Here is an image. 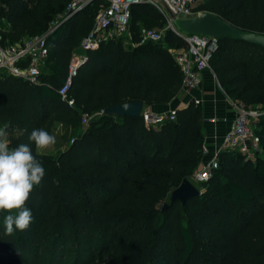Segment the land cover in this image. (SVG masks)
Listing matches in <instances>:
<instances>
[{"label":"trees","instance_id":"1","mask_svg":"<svg viewBox=\"0 0 264 264\" xmlns=\"http://www.w3.org/2000/svg\"><path fill=\"white\" fill-rule=\"evenodd\" d=\"M68 2L0 0V43L41 34ZM99 4L56 21L45 38L37 84L0 70V128L9 132L10 148L28 143L34 129L50 133L55 124L72 134L55 156L33 145L45 177L26 203L32 212L26 231L6 235L9 213L0 212V264H264V48L220 35L208 62L229 99L262 105L254 127L259 150L253 159L220 151L217 167L199 185L202 192L183 205L167 199L161 210L168 193L198 168L200 109L189 102L172 120L165 115L148 125L141 114L103 113L82 129L80 117L120 103L169 102L182 75L166 48L185 42L165 29L159 42L138 44V25L163 29L166 19L148 4H134L128 25L134 44L112 38L88 51L62 100L57 89L71 52ZM194 12L264 34V0H199Z\"/></svg>","mask_w":264,"mask_h":264},{"label":"built area","instance_id":"2","mask_svg":"<svg viewBox=\"0 0 264 264\" xmlns=\"http://www.w3.org/2000/svg\"><path fill=\"white\" fill-rule=\"evenodd\" d=\"M94 0H69L64 10V17L79 11ZM95 17L91 28L80 39L78 50L80 54L73 55L67 66V74L64 83L57 89V93L62 100H65L71 77L76 74L77 68L82 64L87 56L86 53L95 50L101 42H104L116 35H123L128 32L130 19V7L134 4H148L160 14L167 11L178 18H189L199 12H194V7L199 0H99ZM59 16V19L63 16ZM168 15V14H167ZM58 19V20H59ZM166 23L163 29L143 27L138 32V44L146 42H159L162 39L165 29L171 30L185 42V47L181 49H170L175 64L181 72L180 91L188 92L197 87L200 81V73L209 70V59L215 51L217 38L204 34H183L178 32L171 19L165 18ZM55 20L47 30L38 35L28 36L19 42L4 45L0 43V70L13 77H20L23 80L37 84L40 64L46 57L47 51L45 38L56 27ZM195 105L199 100L192 99ZM68 106L73 105L72 100L67 101ZM226 104L232 112V118L227 129L223 132L219 141L209 151L204 143L201 146L200 166L191 175V180L200 185L207 181L214 169L218 165L217 155L220 151H236L245 159H253L255 152L259 150L258 137L254 132L255 123L260 112L254 108H247L240 101L226 98ZM174 110H168L163 114H152L143 111L141 115L144 123L151 124L162 120L166 115L169 120L173 119ZM103 111L93 114H81L80 127L83 129L92 118H95ZM211 123L216 122L215 117L208 119ZM226 122L225 117L221 118ZM209 155L207 160L202 161V157ZM199 191V190H198Z\"/></svg>","mask_w":264,"mask_h":264},{"label":"clouds","instance_id":"3","mask_svg":"<svg viewBox=\"0 0 264 264\" xmlns=\"http://www.w3.org/2000/svg\"><path fill=\"white\" fill-rule=\"evenodd\" d=\"M9 135L6 128H0V212L9 213L3 225L5 234L11 236L16 230L29 228L32 212L26 203L45 177L44 166L34 155L33 145L37 153L46 151L55 145L56 137L44 128L34 129L28 135V143L10 148ZM19 135H24V131Z\"/></svg>","mask_w":264,"mask_h":264},{"label":"crops","instance_id":"4","mask_svg":"<svg viewBox=\"0 0 264 264\" xmlns=\"http://www.w3.org/2000/svg\"><path fill=\"white\" fill-rule=\"evenodd\" d=\"M143 27L144 26H141V25L137 26L136 37L138 36L139 30ZM112 38H121L125 45L132 46L134 44L133 42H131V33H130L129 27H128L127 33H125L123 35H116ZM112 38H110V39H112ZM110 39H108V40H110ZM137 39H138V37H137ZM108 40L101 42V43H105ZM170 49H174V48H171V47L166 48V50L169 54H170V52H169ZM174 50H176V49H174ZM75 54H76V56L78 54H80V52L78 50V45L76 46L75 49L72 50L71 57ZM71 57H70V59H71ZM41 65H42V63L40 64L39 71H40ZM226 98H228V97L220 89L219 84L216 81L212 71L209 69V70H204L200 73V81H199V84L197 85V87L195 89L190 90L188 92L179 91L166 104H153V105H149V106L143 105L142 110L146 111V112H150V113L154 112V113L163 114V113H165L171 109L185 107L189 102L192 101V99L199 100V103L196 106L200 109L201 114H202L201 131L203 134V143L206 146H208L209 151H212L213 146H215L217 144V142L219 141L223 132L227 129L228 123L232 118V112L230 111L228 105L226 104ZM211 117H215L216 122L211 123L210 121H208V119ZM223 117H225L227 119L226 122L221 121V118H223ZM55 125H60V124H55ZM54 126L52 127V130H53ZM76 132H77V130H76ZM50 134H51V132H50ZM39 153L45 154V155H50V154H46L45 152H39ZM208 158H209V155H206L205 157H202V161L207 160ZM199 166H200V162H199L198 168H199Z\"/></svg>","mask_w":264,"mask_h":264},{"label":"water","instance_id":"5","mask_svg":"<svg viewBox=\"0 0 264 264\" xmlns=\"http://www.w3.org/2000/svg\"><path fill=\"white\" fill-rule=\"evenodd\" d=\"M175 29L183 34H204L212 36L230 35L235 39L264 48V34L246 31L236 28L212 13L200 12L189 18H178L167 11ZM142 103L139 101L115 104L103 110L104 114L113 117L139 116L142 111ZM199 194L198 189L187 179L169 193V201H178L181 205L188 198ZM166 203L161 207L164 210Z\"/></svg>","mask_w":264,"mask_h":264},{"label":"rangeland","instance_id":"6","mask_svg":"<svg viewBox=\"0 0 264 264\" xmlns=\"http://www.w3.org/2000/svg\"><path fill=\"white\" fill-rule=\"evenodd\" d=\"M163 13H164L163 16L165 18H168V15L165 13V11H163ZM61 15H63V13H59V14L55 15L53 21L58 20L59 19V16H61ZM50 25H51V23H50ZM261 106L262 105L260 103H255V104H252V105H247L246 107L247 108L257 109L260 112L261 111ZM141 112H143V110ZM151 113L152 114H160V113H154V112H151ZM77 131H81V130H77ZM51 135H54L56 137V143H55L54 146H52L51 148H49L48 150L43 151V152H45L46 154H50L51 156H55L59 152L60 149L64 148L68 144V140L72 137V134L69 131V129L66 128L65 126L55 125L54 128H53V130H51ZM188 180H189V182L192 185H194L199 190L200 193L202 192V190L200 189V186L197 185V184H195L191 180V178H189ZM169 193H168L166 199L163 202H161L159 205H163L167 201V199H169Z\"/></svg>","mask_w":264,"mask_h":264}]
</instances>
